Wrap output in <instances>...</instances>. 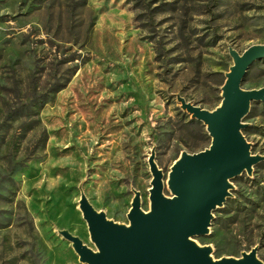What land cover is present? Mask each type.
Listing matches in <instances>:
<instances>
[{"label":"rangeland","instance_id":"rangeland-1","mask_svg":"<svg viewBox=\"0 0 264 264\" xmlns=\"http://www.w3.org/2000/svg\"><path fill=\"white\" fill-rule=\"evenodd\" d=\"M253 45H264V0H0V264H81L59 234L94 248L81 191L127 224L133 189L149 210L152 149L170 195L174 161L210 144L177 95L215 109L229 48ZM263 87L259 60L242 88ZM244 123L264 157V101ZM232 184L196 241L215 259L258 246L264 262V161Z\"/></svg>","mask_w":264,"mask_h":264},{"label":"water","instance_id":"water-1","mask_svg":"<svg viewBox=\"0 0 264 264\" xmlns=\"http://www.w3.org/2000/svg\"><path fill=\"white\" fill-rule=\"evenodd\" d=\"M228 52L232 65L215 109H202L177 95L181 110L205 126L210 144L198 153L183 151L174 161L166 181L170 195L164 194V175L154 149L148 159L149 210L141 208L140 192L133 189L127 224L108 219L81 191L78 208L94 248L66 229L59 231L81 264H264L258 246L239 257L215 259L211 246L196 241L210 234L214 211L232 196V180L244 173L251 176L254 166L264 161L263 156L252 154L243 134L251 104L264 101V87L242 88L250 66L264 60V45H253L242 54L233 48Z\"/></svg>","mask_w":264,"mask_h":264}]
</instances>
